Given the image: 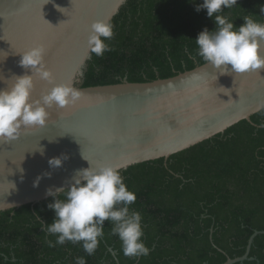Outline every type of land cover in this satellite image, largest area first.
<instances>
[{
  "label": "trees",
  "instance_id": "obj_1",
  "mask_svg": "<svg viewBox=\"0 0 264 264\" xmlns=\"http://www.w3.org/2000/svg\"><path fill=\"white\" fill-rule=\"evenodd\" d=\"M201 3L127 0L111 21L112 50L92 53L81 86L152 82L207 63L192 59L198 34L216 27L206 10L196 11ZM261 8L264 0H238L224 14L237 27L248 15L264 23ZM121 175L137 196L130 208L142 215L149 255L125 256L108 221L94 255L71 242L49 247L56 237L41 228L55 217L51 197L0 212V264H75L81 256L86 264H223L243 256L252 234L264 231V110L168 160L137 164ZM250 258L237 264H264V235L255 238Z\"/></svg>",
  "mask_w": 264,
  "mask_h": 264
},
{
  "label": "water",
  "instance_id": "obj_2",
  "mask_svg": "<svg viewBox=\"0 0 264 264\" xmlns=\"http://www.w3.org/2000/svg\"><path fill=\"white\" fill-rule=\"evenodd\" d=\"M126 1L0 0V90L14 83L13 76L31 75L20 66L19 53L42 43L56 83H72L82 93L75 106L49 109L47 126L0 142V212L51 198L49 188L70 187L76 170L89 162L126 170L168 160L264 110V72L221 74L208 63L168 79L82 87L92 56L91 23L111 22ZM50 87L37 79L32 98ZM54 157H66L61 167L49 165ZM259 235L264 231L252 234L243 256L223 264L253 260L250 252Z\"/></svg>",
  "mask_w": 264,
  "mask_h": 264
},
{
  "label": "clouds",
  "instance_id": "obj_3",
  "mask_svg": "<svg viewBox=\"0 0 264 264\" xmlns=\"http://www.w3.org/2000/svg\"><path fill=\"white\" fill-rule=\"evenodd\" d=\"M237 4L238 0H203L196 6L197 12L207 11L216 27L212 31L205 28L198 34L195 39L197 51L192 59L201 57L221 74H261L264 72V23L248 15L242 18L245 23L237 27L224 14L225 9L230 10ZM261 11L264 12V8ZM113 38L114 25L111 22L93 21L87 47L96 56H103L112 50L107 41ZM19 54L20 66L30 70L31 75L26 72L22 76H13L14 83L0 90V142L16 140L22 130L47 126L51 115L49 109L75 106L82 95L72 83H56L55 74L45 60L47 47L44 44ZM37 79L51 87L38 99H33ZM63 159L66 157H54L49 160V165L59 168ZM89 164L87 168L76 170L70 187L47 190V195L54 198L48 208L54 211L55 217L51 224L42 222L41 229L56 237L54 242H47L48 246L71 242L81 244L87 255H94L99 245L98 238L103 235L105 221H108L112 235L121 241L125 256L139 258L149 255L150 249L143 241L142 215L130 208L137 196L128 189L120 168L111 164ZM61 193L64 198H57ZM75 264H86V260L82 256L77 257Z\"/></svg>",
  "mask_w": 264,
  "mask_h": 264
}]
</instances>
